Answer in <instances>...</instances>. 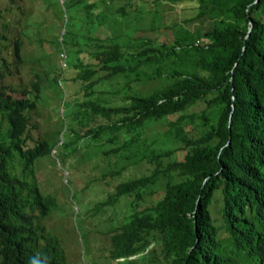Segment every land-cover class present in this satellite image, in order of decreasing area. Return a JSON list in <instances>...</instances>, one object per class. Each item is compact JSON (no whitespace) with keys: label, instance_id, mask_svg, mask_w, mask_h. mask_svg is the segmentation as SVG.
I'll return each instance as SVG.
<instances>
[{"label":"trees","instance_id":"16d2710c","mask_svg":"<svg viewBox=\"0 0 264 264\" xmlns=\"http://www.w3.org/2000/svg\"><path fill=\"white\" fill-rule=\"evenodd\" d=\"M39 1L60 10L63 23L69 20L64 9L73 10L72 27L65 28L62 40L57 29L54 37H68L74 46L70 64L75 69L66 77L71 111L66 131L73 136L67 154H76V144L84 140L91 149L86 163L100 156L98 165L119 164L117 170L95 172L94 183L103 209L114 207L116 214L121 197L128 200L130 210L121 223L110 215L114 254L127 264L255 259L256 236L264 230V0H167L192 1L196 9L173 23L164 22L158 9L143 23L141 9L128 7L131 0H116L114 10L94 17L108 28L107 36L93 35L91 20H82L88 51L79 46L72 22L78 23V7L87 10L97 2L64 0L61 7L59 0ZM12 2L5 8L12 9ZM23 12L27 24L37 25L32 11ZM191 21L207 24L184 23ZM1 25L0 38H5L10 22L3 19ZM137 29L145 33L135 34ZM152 30L154 35L147 32ZM35 76L14 84L0 72V264H62L36 208L42 180L35 161L53 145L27 133L45 81L41 73ZM52 77L59 82L57 73ZM111 92L119 94L120 103L107 102ZM200 101L204 107L191 108ZM161 119L167 126L160 134L170 147L156 150L141 134L143 126ZM175 150L182 155L164 161ZM144 158L152 165L148 173L117 182L109 176L128 167L125 160ZM94 169L86 173L92 176Z\"/></svg>","mask_w":264,"mask_h":264},{"label":"rangeland","instance_id":"374dc122","mask_svg":"<svg viewBox=\"0 0 264 264\" xmlns=\"http://www.w3.org/2000/svg\"><path fill=\"white\" fill-rule=\"evenodd\" d=\"M4 0H0V6H2ZM54 1V0H53ZM96 1V5L93 7H90L89 9H85L83 6L78 7V15L75 18L78 23H74L73 30L75 31V35L80 39V47L86 51L89 46L86 44V39L83 37V32H81L82 29H85V26H83L82 20L86 19L87 21L91 20L93 25V35H98L100 37L107 36V32L109 31L107 27L99 26L97 24V21H94V17L96 12L98 11H106L110 12L115 9V5L117 4L116 0H93ZM121 3H126V0H121ZM24 8L26 10L32 11V14L34 17L36 16L37 25L27 24V21H24L25 16L14 7V9L10 11L4 12V17H0V30H1V21L3 19H7L10 21L12 26V31H19L23 27H29L33 30H35V27L37 26V30L40 29L44 36L46 37L45 41L47 43L52 42L56 43V41L49 40L50 38H54L56 36V29L58 30L59 34L62 32V30L65 28L70 29L71 26V18L73 17V10L72 8L68 7L67 9H64V17L67 19L66 15L69 16V20L65 21L64 24H62V20L60 19V10L53 9L52 6L50 7H44L40 3L39 0H24L21 1ZM38 3V5H37ZM128 5V4H127ZM39 7V8H37ZM130 8H139L141 10L142 14V22L146 23L147 20L152 16L154 9H158L162 14V20L166 23H173L176 21H183L184 18L189 17L193 15L196 11L193 7L192 1H180V2H172L167 0H131V4L128 5ZM147 10V11H146ZM76 12V11H75ZM41 14V15H40ZM109 22L106 24L111 26L113 29L115 25L113 23H110L112 19H109V16H107ZM93 20V21H92ZM24 21V24H23ZM81 21V22H80ZM16 22V23H15ZM80 22V23H79ZM90 22V23H91ZM13 23V24H12ZM36 23V22H35ZM186 25H189L190 27L197 24V21H191V22H184ZM198 24H202V26H205L207 24V21L199 22ZM130 26V28H132ZM31 29V30H32ZM31 30L28 29L29 32ZM108 30V31H107ZM138 30V29H137ZM5 34L8 35L7 38L1 37L0 41V48L2 49V53H5V56L7 58H13V49L11 41V33L3 31ZM136 32V31H135ZM150 35H154L155 32L147 31ZM82 33V34H81ZM110 33V31L108 32ZM145 31L142 29H139L135 34H144ZM35 34H38V32H35ZM148 34V35H149ZM122 38L124 36H121ZM163 38V35H160L158 37V40H161ZM127 39V38H126ZM67 41L61 42V50L62 52H65L66 57L65 60L67 62V65L72 62L71 60H75L74 57V46L71 44L70 41H68V37H66ZM123 40V39H122ZM23 41H29V39H24ZM43 41V40H41ZM125 41V40H123ZM136 41H142V37L139 38ZM88 51V50H87ZM44 56L43 59H47L49 63L52 66L57 65V74H61L59 77V82L56 83V79L54 77L50 78L48 81L49 86V93L47 98V106L42 107L39 111L34 110L31 112V123L36 125V122L39 123L37 127L33 129L34 133L36 135H45L50 130H53L60 135V140H63L64 142L60 144L59 140H56L54 138L50 139V143L57 147L56 151H54L53 157H49L48 155H45L44 157L37 158L35 161V166L37 168L36 172L38 173V177L42 179L47 173L49 175V180L52 184L51 191H56L55 196L57 198V208L55 210L57 219L56 222V228L60 229L63 227L64 233L66 234V237L69 242L70 251L75 258V262L77 264H127L123 262V259H116L111 258L109 260H106L103 258V255L101 253L100 245L98 243L97 238L95 237L94 233L96 231L101 230V226L103 221L98 222V219L100 217H94L92 215H88L89 211L96 209V201L94 200V190L92 185H94L91 182H88L86 179L85 174H83L82 170V164H83V158L90 154V147H88L85 143H88V141L80 140L78 144H76L77 152H76V160L73 156H67L70 153L67 154L69 148L71 146L73 147V144L69 143L73 139V136L70 135L69 131H66V127L70 124V99L68 98L70 95L68 94L69 88L67 84V67L61 68L58 64V60L60 59V51L58 50V47L53 46L50 47L47 55V50L42 51ZM64 64V61L61 60L60 65ZM33 64L31 62H23L21 65V72H15L7 76L8 80H14V81H20L26 78L27 76L31 75V68ZM40 64L36 67V69L40 68ZM142 84H140L141 86ZM47 85L44 86V91H47L46 88ZM56 94H59L57 96H60L59 101L56 102ZM108 103L114 102V103H120L119 100V94L115 93H108ZM60 103V108L57 105ZM204 102L200 101L193 105L192 109H200L204 107ZM40 112V113H39ZM48 113V122L46 121V115ZM61 115V116H60ZM49 123V127H48ZM167 126L166 120L161 119L157 120L155 122H152L146 126H143V132L141 134L142 137H147L146 143L149 145V147H156V150L164 149L167 147H170L169 144L165 143L161 137V131ZM81 128H86V126L81 125ZM127 137L129 133L126 131L121 132V136ZM52 136V135H51ZM105 139V138H104ZM109 142V141H108ZM105 146L109 145V143L105 142ZM142 143L139 141V146H141ZM109 155V154H108ZM182 154L179 153L178 150H175L174 153L172 152L170 155H164V161L171 160L174 157H180ZM102 157L97 158H88L89 160L85 166L86 167H94L96 174L99 176L100 173L110 170V167H113L115 170L118 169L119 164L112 163L111 165H98V163L101 162ZM128 160H125L124 164H127L128 167H125L120 172H117L115 174H110L112 178H114L115 182L120 181L128 177L130 174L131 176L134 175H141L145 172L148 173L149 168H151V163L147 162L146 159L138 160L137 162H131ZM47 168V170H45ZM46 176V175H45ZM88 179H92L88 177ZM46 182L48 184V180L46 177ZM100 183L102 184V179L100 180ZM98 184V183H97ZM158 182L154 187H158ZM44 186H46L44 184ZM103 187H107L108 185H103ZM48 187V185H47ZM101 190L98 189L97 193L99 194V197L101 196ZM153 199V195L149 196V201ZM128 206V200L125 201V197H121V199L118 201V213H115V208L110 207L103 209L102 212L104 214H110L115 215L116 219L121 220L119 223L122 222L123 216L126 212H128L130 209ZM121 205V206H120ZM140 204V206H142ZM121 207V208H119ZM97 212V210L95 211ZM106 222H111L109 218L105 219ZM49 223H52V219L49 220ZM111 224H113L111 222ZM70 254L68 258L72 257ZM71 260V259H70Z\"/></svg>","mask_w":264,"mask_h":264},{"label":"clouds","instance_id":"9594fccd","mask_svg":"<svg viewBox=\"0 0 264 264\" xmlns=\"http://www.w3.org/2000/svg\"><path fill=\"white\" fill-rule=\"evenodd\" d=\"M9 1L11 2V0H4L3 1L2 6H0V8L4 9L2 12L10 11V10L14 9V7L16 9H18L19 11H21L22 14L24 13L23 11L26 10L24 8L23 4L21 3V1H24V0H13V2H12L13 8L12 9H9V8L6 9L4 5L7 4ZM59 1L61 4V7H63L62 2H64V0H59ZM62 9H64V8H62ZM63 21L65 22V20H63ZM23 24H24V21H23ZM62 24H64V23L62 22L61 26H62ZM31 26L23 27L19 31H12V26L10 23V31H6V32L11 33V39L13 40V41H11L12 49H13V58H10V59L7 58L5 56V53H2V49L0 48V72L4 76H6V78H7V76L12 74V73L21 72L22 63L27 61V62H31L33 64L32 68L30 70L31 75L27 76L26 78L24 77V79L17 81V82H24V83L28 82L29 83L31 80H35V77H36L35 74L37 72L39 74L41 73L43 80L49 81V79L52 78V75L56 74L57 65L52 66L47 59H43L42 57L44 56V54L42 51L47 50V52H46V55H47L50 47H53V46L58 47V50L60 51V59L58 60V64L61 68H64L67 66V62L65 60L66 54H65V52H62V50H61V42H63V41H56V43H52V42L47 43V41H45L46 37L44 36V34H40V33H42L40 31V29L37 30V26H36L35 30H33L31 28ZM28 29L29 30L32 29L31 32H29ZM35 32H38V34H35ZM63 32H64V29L59 34L60 40L63 39L62 38ZM7 37H8V35L6 34L5 38H7ZM16 37L19 38V41H16V39H15ZM26 38L29 39V41H23ZM41 40H43V41H41ZM49 40L55 41L56 39L50 38ZM1 42L2 41H0V43ZM58 43H60V44H58ZM16 45H18L17 51H19V56H17L15 54V46ZM61 60L64 61V64H62V65H60ZM39 64L41 65L40 68L36 69L35 66L36 65L38 66ZM72 68L75 69L73 67V65L69 64V66L67 67L68 74L73 72ZM45 69H49V74L44 73ZM57 76L60 77L61 74H57ZM30 77H34V78L27 80V78H30ZM9 81L10 82L13 81L14 84L17 83L14 80H9ZM45 81L41 82L42 83V87L40 90L41 97L38 100L36 107L33 108L31 111H34V110L39 111L42 107H46L49 110V107L46 105L48 103L47 98H48V93H49V87H48V82H45ZM45 85H47L46 86L47 91L46 90L44 91ZM56 98H57V100H56V102H57L60 97H58L56 95ZM57 105L59 106L58 108H60V103H58ZM70 119H71V114H70ZM46 121L48 122V113L46 115ZM37 125H39L38 122H36V125L31 123V117H30L29 122H28V127H27L28 135H31V136L35 137L36 139H41L43 137L46 139H52V138L58 139L60 141L59 143H61V141H63V140H60V135L53 130V127H52V130H50V128H49V132L46 133L45 135H42V134L36 135L34 133L33 129L35 127H37ZM48 127H49V123H48ZM68 127L69 126H67L66 129ZM56 149H57V147L53 145L52 150L56 151ZM54 151H51L49 154H44L40 157H44L45 155H48L49 157H53V155L55 153ZM67 156H73L76 160V154L75 153H71ZM40 157H38V158H40ZM84 160H83V164L81 166L82 170H85V172L83 174H85L88 182L92 181L93 184L95 182L97 183V179H95V175H96L95 170L90 171L92 176L87 174L86 171H89V170H88V167L85 166L86 162ZM36 170H37V168L35 166V172H36ZM45 170H47V168H45ZM45 175L42 179H40L38 177V173L36 172L37 179L39 181L42 180L41 183H39L40 184L39 190H40V194H41V196L39 198H41V203L38 202V204L36 206L37 213L39 211H42L41 218H40L41 224L44 226V229H46L49 232V234L52 236L54 243L55 242L57 243L56 245L58 248L56 249V251L58 253L60 263L63 264V261H65L66 264H77L75 262V258L73 257V255L70 251L69 242H68V239L66 237V234L64 233L63 227L58 229L55 226L56 225L55 220L57 219L56 213H55V210L57 208V198L55 196L56 191H51L52 184L49 180L48 170H47V173H45ZM46 177L48 180V184L46 182ZM88 177H90L92 179H88ZM44 184L46 186H44ZM47 185H48V187H47ZM92 187L94 190V200L96 201V209L89 211L88 215H92L94 217H100L98 219V222L103 221L102 226H101V230L96 231L94 233V235L97 238L98 243L100 245V249H101V253L103 255V258L106 260H109L111 258L123 259L124 258L123 256H117L113 252L114 246L112 244L111 238H112V235L116 232L115 228L113 227L114 226L113 219L111 218L110 214H104L102 212L103 206H104L102 196L99 197V194L97 193L98 190L96 189V187H94V185H92ZM96 210H97V212H95ZM106 218H109V220H111V222L113 224H111V222H106L105 221ZM50 219H52V223H49ZM261 230L259 231V233L256 236L258 238L257 256L255 259L253 257H251L248 260H246V264H264V230H262V231ZM70 254L72 255V257H70L71 260L68 258V256ZM135 256H137V255H130L129 257L133 258Z\"/></svg>","mask_w":264,"mask_h":264}]
</instances>
